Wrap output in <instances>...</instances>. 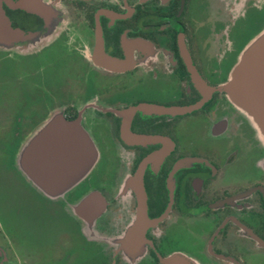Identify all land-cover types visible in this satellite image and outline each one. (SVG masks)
<instances>
[{
  "label": "flooded vegetation",
  "instance_id": "flooded-vegetation-1",
  "mask_svg": "<svg viewBox=\"0 0 264 264\" xmlns=\"http://www.w3.org/2000/svg\"><path fill=\"white\" fill-rule=\"evenodd\" d=\"M21 1L0 3V154L43 207L41 264H264V145L221 89L264 0ZM54 115L96 157L44 194L17 156ZM16 247L1 242L0 264H38Z\"/></svg>",
  "mask_w": 264,
  "mask_h": 264
},
{
  "label": "water",
  "instance_id": "water-1",
  "mask_svg": "<svg viewBox=\"0 0 264 264\" xmlns=\"http://www.w3.org/2000/svg\"><path fill=\"white\" fill-rule=\"evenodd\" d=\"M16 6L28 11L42 7L39 0H22ZM6 32L11 31L0 5V36ZM221 89L253 123L264 145V31L243 49ZM95 157L88 135L76 123L54 115L23 144L17 163L41 193L61 194L90 171Z\"/></svg>",
  "mask_w": 264,
  "mask_h": 264
},
{
  "label": "rangeland",
  "instance_id": "rangeland-1",
  "mask_svg": "<svg viewBox=\"0 0 264 264\" xmlns=\"http://www.w3.org/2000/svg\"><path fill=\"white\" fill-rule=\"evenodd\" d=\"M0 71H12V67L3 63ZM10 103V98H0V113L8 114L11 111ZM5 162L8 165V158L0 154V244L5 243V240L14 244L16 241L20 261L28 263L30 251V255L37 256L34 262L41 264L45 258L43 207L26 190H22L19 179L4 166Z\"/></svg>",
  "mask_w": 264,
  "mask_h": 264
}]
</instances>
